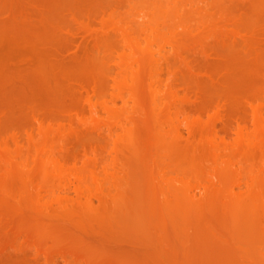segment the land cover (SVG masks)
I'll return each mask as SVG.
<instances>
[{"label": "rangeland", "instance_id": "374dc122", "mask_svg": "<svg viewBox=\"0 0 264 264\" xmlns=\"http://www.w3.org/2000/svg\"><path fill=\"white\" fill-rule=\"evenodd\" d=\"M0 264H264V0H0Z\"/></svg>", "mask_w": 264, "mask_h": 264}, {"label": "bare ground", "instance_id": "6f19581e", "mask_svg": "<svg viewBox=\"0 0 264 264\" xmlns=\"http://www.w3.org/2000/svg\"><path fill=\"white\" fill-rule=\"evenodd\" d=\"M166 46H163L162 47V50L163 51H165L166 50V48H165ZM161 70V69H160ZM161 72V71H160ZM168 88L169 90H171V88H172V86L169 84V82L167 83L166 81H164V80H162V77H161V73H158V75L156 76V79L154 80V84H153V88H154V92H155V95L156 96H159L160 94H161V92L163 91V88ZM175 95H177L176 93H175ZM123 99H124V101H125V103H128V101H126L125 100V98L123 97ZM158 99V100H157ZM156 99V102H159V105L162 103L163 104V101H162V99L161 98H157ZM116 102L115 101H113V104H115ZM176 106V105H175ZM160 107H161V105H160ZM258 120V118L256 119V121ZM228 124V123H227ZM114 132H115V130H114V128H110V129H108V131H107V136L108 137H111L113 134H114ZM177 134L179 135V136H182V133L177 129ZM238 137H242L243 136V132H238ZM104 170L106 171L107 170V167L105 166L104 167ZM63 184H61V182H60V184H61V187H62V189H63V191H68V189H70V187H71V185H73V187L77 190V191H79L80 189H81V187H82V185L84 184V180H82V179H79V180H76V181H63L62 182Z\"/></svg>", "mask_w": 264, "mask_h": 264}]
</instances>
